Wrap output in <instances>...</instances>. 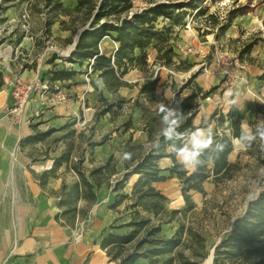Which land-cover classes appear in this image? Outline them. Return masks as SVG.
<instances>
[{"label":"rangeland","instance_id":"obj_1","mask_svg":"<svg viewBox=\"0 0 264 264\" xmlns=\"http://www.w3.org/2000/svg\"><path fill=\"white\" fill-rule=\"evenodd\" d=\"M93 1L98 4V0ZM152 2L169 3V0H133V9L130 14L147 9ZM172 2L175 3L176 0ZM76 4L77 0H0V43L12 42L14 49L19 48V52H23V55H18L15 61L19 63L17 70L20 64L36 68L46 63L51 64L48 72L72 69L83 76L89 75L90 69L86 67L81 69L77 65L73 67L67 62L70 56L69 51L79 32L88 28L92 17V8L86 6L75 11L73 8ZM197 5L206 7L207 12L195 16V12L189 10L184 26L174 29L171 43L177 56L174 57L173 64L164 65L155 61L157 52L148 51L147 65H136L124 76V80L131 87L129 91H123L124 97L112 96L110 101L101 98L99 104L88 111L82 109L80 116L74 122L65 125L62 131L53 132L54 134L48 139L49 143L54 144V140L65 138L62 146L58 147H64L63 150L68 151L64 154L63 161L74 175L63 186L61 199L63 207L59 217L77 238H82L95 221L101 219V211L97 208L100 200L104 205L107 196L112 200L115 199L114 193L132 195V183L136 176L129 179L125 185L119 186L117 192L114 191V185L122 179L125 170L122 168L120 172L116 171L115 156H119V153H122L124 157L126 153L130 154L126 162L131 167L135 165L148 148L155 144L158 134L162 132L163 119L157 115L162 108H171L172 104L178 106L179 99L185 98L194 90L198 91L199 87L203 93L209 95V92L201 87L202 83L198 81L207 76L211 79L215 77L223 79L218 94L221 95L228 89L232 92V95L229 94L226 101L221 100L218 106L235 108L234 94L250 89L255 91L250 79L264 80V0H198ZM7 6H12L15 12L10 22L4 16ZM231 12H235L231 23L233 27L221 31ZM210 15H216L219 23L214 24ZM163 26L164 23L160 20L158 27ZM64 29H69L70 33H64ZM206 31L210 34L206 35L204 33ZM63 36L68 37L63 39ZM20 41H24L25 44L29 42L34 44L36 54L28 56L18 46ZM251 42H257L256 46L249 53L242 54L244 47ZM100 48L104 54H110L117 48V44L105 38L100 43ZM22 58L27 61L22 62ZM260 73L261 75H258ZM195 74L198 77L197 80L194 79L187 88L183 89V86ZM156 77H159V82L154 95L137 94L141 85L153 81ZM256 94H258V102L255 107L259 113L264 114V96L259 91ZM122 98L125 102L121 103L119 100ZM228 99L232 100L231 104ZM113 103L116 105L111 107L110 113L102 116L101 120L99 114ZM136 107L146 110L144 122L153 131L151 142L142 123L143 112L136 110ZM237 117L241 119L239 112ZM133 120L137 125L132 123ZM72 125H76L75 129H71ZM249 127L251 128L250 137L253 130H256V141L252 145H246L245 149L237 151L238 158L232 163L235 166L233 177L221 182L218 186L210 185V182L204 184L207 192L205 197L197 192H191L193 208L187 210L186 203L182 199L179 204L177 201L159 202L149 197L138 201L135 209L129 208L130 201H124L119 209L112 210L117 219L119 217L122 219L121 222H128L131 218L135 221L141 218L151 219V223L141 229L134 241L123 247L124 249L110 248L112 256L122 259L142 238L148 237L149 241L162 237L170 238L179 230L177 239L180 243L172 253L151 257L146 263H138L137 260L134 264H204L214 246L229 234L232 223L237 218L243 217L248 204L264 192V139L261 138V134H264V121H256L254 124H249ZM106 140H109L113 153L111 162L107 163V161L103 165L95 161L92 154L87 156L91 165L83 160L87 149L83 147V143L90 141L93 147L94 144ZM70 146L74 147L72 157L69 153ZM234 157L233 155L232 158ZM80 174H84L86 180L92 182V190L84 185ZM173 178L168 179L165 184L167 191L164 192L167 194L171 191L170 193L177 197L178 193L175 192L181 191L182 184L176 177ZM155 203L163 204L165 210L161 211L160 205L154 206ZM173 210H180V213H172ZM134 212H139V215ZM153 212H157L158 218L154 217ZM157 219L163 222L169 221L162 224L161 233L154 232L158 223ZM180 226H182L181 229H179ZM131 229L123 228L122 232L128 233ZM151 233L153 234L149 237ZM151 246V244H145L141 249H148ZM254 260L256 257L247 258V262ZM228 262H230L229 259L220 256L217 264H228ZM116 263L118 264V261ZM241 263L234 261L232 264Z\"/></svg>","mask_w":264,"mask_h":264},{"label":"crops","instance_id":"obj_2","mask_svg":"<svg viewBox=\"0 0 264 264\" xmlns=\"http://www.w3.org/2000/svg\"><path fill=\"white\" fill-rule=\"evenodd\" d=\"M78 2L79 0L73 8L74 10L78 6ZM14 14L12 6L5 8L4 16L7 21H12ZM231 27L233 26L231 25ZM63 31L66 34L70 33L69 29ZM66 37L68 36L62 38L65 39ZM12 44L14 43H0V264H117L112 261L108 251L101 247L102 239L107 234L126 233L122 232L123 228H112V226L119 227V225L126 223L121 222L120 217L117 219L115 213L109 208L115 199L112 200L111 197L107 196L104 205L101 200L98 202L97 208L101 211V219L96 220L82 238H77L59 217L63 207V202H61L63 186L74 175L66 167V162L63 161L64 154L68 151L65 152L64 147H58L62 146L65 138L54 140V144L48 142V139L54 134L53 132L62 131L65 125L74 122L80 116L82 109L88 111L99 104L101 98L110 101L113 95L105 87L99 74L92 72V70H90L89 75L84 76L73 70L75 75L72 79L60 81L52 80L53 71L48 72V67L51 64L45 63L44 66L41 65V67L37 66L36 68L27 66V64L25 66L20 64L19 67L23 66L26 69L25 76L34 77L38 75L43 82H48L49 91L45 95V101L40 94L34 96L31 104L27 107L28 109L25 110V118L28 121L15 124L12 116L6 112V109L11 105L12 96L10 88L3 81L7 69L16 68L19 64L15 63V52L19 51V48L14 49ZM18 46L28 56L37 52L35 45L30 42L25 44L24 41H20ZM255 46L256 44L253 47ZM72 52L71 49L69 53ZM101 53H103L102 50ZM21 60L22 62L27 61L25 59ZM69 64L73 67L77 65L81 69L84 67L89 69L88 62H84L82 65L78 63ZM258 75H261V73ZM197 78L194 79L197 80ZM222 80L219 77L211 79L209 76L198 80L202 83L201 87L209 92V95L206 99H197V108L192 121L193 126L197 129V132L207 133L211 129V135L221 134L222 132L230 135V131L226 129L230 123L228 114L235 109L240 113L242 132L247 139L251 135L249 124L264 121V114L259 113L255 107L258 102L257 91L264 96V80L250 79L249 81L252 87H255V91L250 89L240 93L237 92L233 96V106L235 108H221L222 105L218 106L220 101H226L229 94L232 95L229 89L221 95L217 93L220 89V83H223ZM57 86L62 89L67 97L64 106L54 105V102H51ZM129 88H131L130 85L129 87H120L117 95L124 97L123 91H129ZM211 89L214 90L211 91ZM137 94H139V90ZM228 101L230 104L232 103L231 99H228ZM229 106L231 107V105ZM138 109L141 112L142 109L136 107V110ZM221 114L225 117L223 126L219 125L217 120ZM136 115L138 117V112ZM102 116L105 115L100 116L101 120ZM236 118L238 117L236 116ZM132 123L136 124L135 120ZM138 123H140L139 120ZM75 126L72 125L71 129H75ZM187 139L188 144L192 146V137L189 135ZM89 142L83 143V147L87 148L83 160L87 161L89 165H91V162L87 156L90 154H92L95 161L103 165L110 157H113L109 140L100 141L99 145L93 147ZM70 148L71 152L69 151V153L72 157L74 147L70 146ZM245 148L246 146L241 141L234 139L233 151L229 156V161L233 163L238 158L237 151ZM168 152H170V149H168ZM233 155L234 158H232ZM115 157L117 161L116 171L120 172L124 168L123 172L126 173L128 171L125 168L126 158L122 153ZM176 159L178 162L183 163L179 154L176 155ZM158 164L161 169H166L173 165V161L169 157H163ZM130 168L132 169L131 166ZM186 168L190 171L195 169L193 164ZM166 173L165 171L164 174L168 175ZM133 176L137 178L132 185L138 179V175H132L129 179ZM167 181L168 179L164 182H156L153 187L165 195L167 202L177 201L180 204V199L184 200L180 190L175 192L178 193L177 197L170 193L171 191L167 194L164 192L167 191L165 187ZM89 183L92 184L91 181ZM206 183L209 182L204 184ZM209 184L214 185L212 182ZM114 194L116 195V193ZM115 195L113 196L116 198ZM172 195L173 197H171ZM146 261L147 259H138V263H146Z\"/></svg>","mask_w":264,"mask_h":264},{"label":"trees","instance_id":"obj_3","mask_svg":"<svg viewBox=\"0 0 264 264\" xmlns=\"http://www.w3.org/2000/svg\"><path fill=\"white\" fill-rule=\"evenodd\" d=\"M177 1L175 3L172 0H169V3L152 2L147 9L130 14L133 9V0H98V4H95L93 0H79L75 11L86 6L92 8V20L88 28L81 32L75 50L70 54L67 62L79 65L88 62L89 69L99 74L105 87L116 97L120 87H129V84L122 80L124 76L136 65H147V52L150 49L157 51L155 61L164 65L173 64V59L177 56L171 43L174 29L184 26L189 10L194 11L195 16L207 12L206 7L197 5L198 0ZM234 13L231 12L221 31L231 27ZM210 19L214 24L219 23L216 15H210ZM160 20L164 23L162 28L158 27ZM204 33L210 34L209 31ZM105 38H109L117 44V48L110 54L101 53L100 50V43ZM255 44L257 42L246 45L242 54L249 53ZM52 74V80L63 81L72 79L75 71L60 69L53 71ZM195 77L196 74L183 86V89L187 88ZM158 82L159 77H156L153 81L141 85L139 94L154 95ZM207 95L199 88L198 91L194 90L185 98L179 99L178 106L172 104L171 108H162L157 113L160 119H163L161 122L162 132L158 134L155 144L150 146L147 152L136 161L132 169L125 159V168L128 171L123 174L121 180L116 182L114 191L117 192L119 186L125 185L132 175H138V179L133 185L132 195L124 193L116 195L114 202L109 206L111 210L117 209L124 201H130L129 208L135 209L138 206V201L149 197H153L159 202L167 200L163 193L153 187V184L164 182L172 177H176L182 184L181 195L188 210L194 207L190 197L191 192H197L205 197L207 195L204 189L205 182H212L218 186L221 182L233 177L235 166L229 161V156L233 151V140L237 139L245 146L252 145L256 141L257 132L253 130V139H246L242 132L240 119L236 118L238 112L234 109L228 114L230 123L226 129L230 131V135L225 132L215 133L211 135L212 144L206 148L194 149L188 144L187 137L189 135L193 137L197 132L192 122L197 108L196 101L198 98L205 99ZM119 102L122 103L124 100L121 99ZM115 105L113 103L108 106L99 115L110 113L111 107ZM142 111L144 130L148 132L149 142H151L153 131L144 122L146 110L142 109ZM217 120L219 125L223 126L224 115L221 114ZM168 132L171 133L170 136L166 135ZM186 148L198 153L193 163L195 167L193 171L188 170L184 163L178 162L176 159V155ZM163 157L172 159L173 165L170 168H160L158 162ZM112 160L113 157H110L107 163ZM165 171L168 175L164 174ZM80 177L83 179L84 185L92 190L93 185L86 180L85 175L80 174ZM159 205L158 203L154 204V206ZM159 209L165 210L163 204L159 206ZM172 213H180V210H173ZM134 214L139 215V212H134ZM153 215L155 218L158 216L157 212H153ZM157 221L154 232L161 233L162 224L169 223V221L163 222L158 219ZM149 223H151L149 218H141L139 221L131 218L130 221L119 225V227H112L132 229L125 234H107L102 239L101 247L106 249L112 261H118V264L127 262L134 264L138 259L150 260L151 257L172 253L180 243L177 239L179 230L170 238L162 237L151 241L147 240L148 237L142 238L122 259L112 256L110 248L124 249L123 247L131 244L137 233ZM181 228L182 226L179 229ZM152 234H149V237ZM145 244L152 246L148 249H141ZM220 256L229 259L228 264H232L234 261L242 262L241 264H264V192L248 204V209L243 217L237 218L232 223L229 234L215 248L213 264H217ZM253 257H256V260L247 262V258Z\"/></svg>","mask_w":264,"mask_h":264},{"label":"built area","instance_id":"obj_4","mask_svg":"<svg viewBox=\"0 0 264 264\" xmlns=\"http://www.w3.org/2000/svg\"><path fill=\"white\" fill-rule=\"evenodd\" d=\"M15 53L16 59L18 55H23L18 50ZM25 72L26 69L23 66H20L18 70L17 67L8 68L3 77L4 84L10 88L12 96L11 105L6 109V112L12 116L15 124L27 121L25 110L28 109L27 107L31 104L35 95L40 94L45 101V95L49 91L48 82H43L38 75L27 77ZM51 100L54 105L64 106L66 105L67 97L62 89L57 86Z\"/></svg>","mask_w":264,"mask_h":264},{"label":"clouds","instance_id":"obj_5","mask_svg":"<svg viewBox=\"0 0 264 264\" xmlns=\"http://www.w3.org/2000/svg\"><path fill=\"white\" fill-rule=\"evenodd\" d=\"M166 135L170 136L171 133L168 132ZM261 138L264 139V134H261ZM247 139L251 140L253 137H248ZM191 143L194 149L208 147L210 144H212L211 129H209L207 133L198 131L195 135H193ZM197 155L198 153L196 151L189 150L187 148L179 153L180 159L184 163L185 167L192 165L195 162ZM125 158H130V154L126 153Z\"/></svg>","mask_w":264,"mask_h":264},{"label":"water","instance_id":"obj_6","mask_svg":"<svg viewBox=\"0 0 264 264\" xmlns=\"http://www.w3.org/2000/svg\"><path fill=\"white\" fill-rule=\"evenodd\" d=\"M85 29H86V28L82 29V30L79 32V34H78V36H77V38H76V40H75V42H74V44H73V48H72L73 51L75 50V46H76V44H77V41H78V38H79L81 32H82L83 30H85ZM220 243H221V240H220V241L214 246V248L212 249V258H213V260H214L215 248H216Z\"/></svg>","mask_w":264,"mask_h":264},{"label":"bare ground","instance_id":"obj_7","mask_svg":"<svg viewBox=\"0 0 264 264\" xmlns=\"http://www.w3.org/2000/svg\"><path fill=\"white\" fill-rule=\"evenodd\" d=\"M204 264H213L212 251H210L209 257L205 260Z\"/></svg>","mask_w":264,"mask_h":264}]
</instances>
